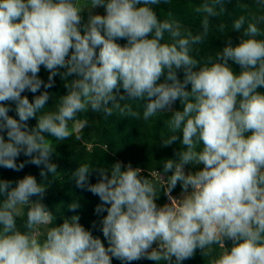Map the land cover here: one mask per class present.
I'll return each instance as SVG.
<instances>
[{"label": "clouds", "instance_id": "1", "mask_svg": "<svg viewBox=\"0 0 264 264\" xmlns=\"http://www.w3.org/2000/svg\"><path fill=\"white\" fill-rule=\"evenodd\" d=\"M169 2L0 0V168L32 164L42 178L0 179V264H183L197 250L208 264H264V0L239 4L235 44L221 21L232 0L193 6L196 31L172 12L160 18L154 6ZM96 8L104 14H92ZM213 30L224 46L201 57ZM56 76L66 92L48 110ZM90 110L145 122L169 113L163 145L181 144L155 178L121 161L80 163L71 174L99 198L95 212H106L107 247L78 214L57 224L43 203L61 175L55 142L70 139V125ZM21 155L28 159L17 163ZM161 191L168 202L158 205ZM66 208L75 213L80 204Z\"/></svg>", "mask_w": 264, "mask_h": 264}, {"label": "trees", "instance_id": "2", "mask_svg": "<svg viewBox=\"0 0 264 264\" xmlns=\"http://www.w3.org/2000/svg\"><path fill=\"white\" fill-rule=\"evenodd\" d=\"M80 1L86 2V0ZM199 3H201V0H170L168 4H160L154 7L161 19L167 18L168 13L172 12L174 17L181 21L185 27L196 31L199 29V18L192 13L191 9ZM241 3L251 6L254 0H232V3L228 5V14L221 18V21L229 25V30L232 21L242 14L239 7ZM221 21H217V23ZM242 34V30L240 32L230 30L227 35L235 44L239 42ZM118 43L123 45L126 41L120 40ZM224 43L225 39L221 34L213 30L205 43L199 46V56L214 54L224 46ZM39 75L42 80L47 82L48 72L43 67ZM180 76L182 78V73H180ZM54 79V86L48 89L53 94V103L52 100L49 101V104H52L48 107V110L54 109L58 96L66 92L64 81L61 80L60 76H56ZM69 79H72V77H69ZM43 90L41 89V91ZM25 95H28L30 100L33 97L30 92H26ZM174 107L180 109L181 105L177 102ZM12 108L14 109V105H12ZM133 108L141 111L142 114V109L138 104L133 103ZM9 114L15 116L14 110ZM169 117V113L160 114L145 122L142 119L120 117L118 114L105 118L103 113L90 110L82 114L80 120L71 124L72 136L70 139L55 142L57 144L56 153L53 155L52 160L58 165L57 170L61 172V175L56 182L52 183L43 200V203L50 210L57 213L55 223H62L64 218L78 214L80 223L87 230H90L93 236L100 238L107 247V240H105L101 231V220L106 212L100 214L95 212V207L100 203L99 198L88 191L77 188L75 181L69 179V177L80 163L87 162L93 166L103 167L121 161L125 165L130 163L133 167H139L144 170L143 175L155 178L156 171H162L163 161L175 159V153L181 148L179 141L167 147L163 145L162 140L167 139L169 135L166 127V121ZM28 123L30 127H34L36 120H30ZM26 159L28 158L21 155L17 163L24 162ZM40 170L39 167L32 164H26L19 172L0 168V179L15 181L26 174H32L40 182L42 180L39 175ZM96 180L97 174L93 173L90 182L95 183ZM179 192H181V187L178 184L172 195L177 197ZM73 199L78 200L80 204V208L75 213L66 208V205L72 202ZM166 202L167 196L161 191L157 204L163 205ZM225 245L231 247V241H225ZM216 250L217 252L220 251L218 247ZM112 264H121V261L113 258ZM132 264H155V262L142 259L134 261ZM183 264H208V258L203 257L200 251L197 250L194 257L184 261Z\"/></svg>", "mask_w": 264, "mask_h": 264}, {"label": "rangeland", "instance_id": "3", "mask_svg": "<svg viewBox=\"0 0 264 264\" xmlns=\"http://www.w3.org/2000/svg\"><path fill=\"white\" fill-rule=\"evenodd\" d=\"M80 2L81 3H85L84 1H80ZM92 14H101V15H103L104 14V9H101V8L92 9ZM82 15H83V22L86 23L87 22V19H88V16H89V11L88 10H85ZM179 194H180V192H179Z\"/></svg>", "mask_w": 264, "mask_h": 264}]
</instances>
